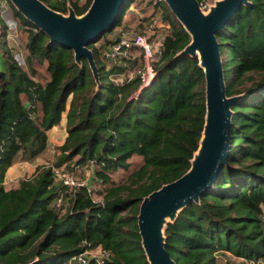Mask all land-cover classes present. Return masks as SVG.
Returning a JSON list of instances; mask_svg holds the SVG:
<instances>
[{
	"label": "trees",
	"instance_id": "obj_1",
	"mask_svg": "<svg viewBox=\"0 0 264 264\" xmlns=\"http://www.w3.org/2000/svg\"><path fill=\"white\" fill-rule=\"evenodd\" d=\"M42 1L61 12L70 3L77 14L91 2ZM133 1L125 0L110 30L121 25L118 34L89 45L97 83L85 58L76 63L70 48L49 41L8 0L26 35L21 60L0 43V264H71L81 251L97 247L109 252L102 264H149L137 225L139 203L189 168L203 130L205 79L197 56L178 54L190 35L164 0H150L160 16L136 25L152 41L166 27L150 29L151 21L168 28L148 83L142 81L139 46L115 59L103 54L129 27L124 15ZM0 28L4 37L1 8ZM217 38L226 93L241 94L232 105L230 151L199 201L166 224L165 247L177 264H216L225 252L258 264L264 260V0L241 5ZM44 64L48 77L41 78L37 65ZM64 111L66 135L52 163L6 186L13 163L46 150L47 131ZM133 156L141 164L115 181L112 174L128 170ZM82 165L93 168L102 190L88 182L69 189L52 169L74 172Z\"/></svg>",
	"mask_w": 264,
	"mask_h": 264
},
{
	"label": "water",
	"instance_id": "obj_2",
	"mask_svg": "<svg viewBox=\"0 0 264 264\" xmlns=\"http://www.w3.org/2000/svg\"><path fill=\"white\" fill-rule=\"evenodd\" d=\"M15 9L49 37V41L70 48L80 64L85 58L94 79L99 82L98 66L89 45L110 31L125 0H91L77 14L67 4L61 12L42 0H9ZM171 13L190 35V41L178 52L197 56L205 79V117L199 145L189 168L180 176L144 195L139 203L137 225L141 244L149 264H177L165 247L164 230L190 201H199L227 163L230 151L232 105L241 94L226 93V82L217 33L249 0H215L202 11L198 0H164ZM23 264V263H17Z\"/></svg>",
	"mask_w": 264,
	"mask_h": 264
},
{
	"label": "rangeland",
	"instance_id": "obj_3",
	"mask_svg": "<svg viewBox=\"0 0 264 264\" xmlns=\"http://www.w3.org/2000/svg\"><path fill=\"white\" fill-rule=\"evenodd\" d=\"M10 2V1H9ZM8 0H0V8H1V17L4 20V22L7 25V33L3 37L1 28H0V43H6L7 46L11 49V52L21 60V56L24 53V42H25V31L19 25L18 20L15 18V16L12 13L10 4ZM153 2H150V0H134L129 8L125 10V21L129 23V27L127 30H129L132 33L139 32L141 29L139 27H136L137 24H139L145 17H158L160 16V9L153 8ZM158 26H163L166 28H161L157 30L156 32V38L155 41L160 42L162 40L163 35L168 31V28L165 25H163L162 22L159 23ZM120 26H116L112 31H109L106 34L107 37H112L118 34ZM148 34V33H147ZM103 39V35L100 36V42ZM159 49L156 47L155 50L157 51ZM37 68L39 70V74L41 78L48 77V74L45 70V64L44 65H37ZM144 70V69H143ZM65 118V116H64ZM48 133V144H47V151L45 152L44 156L46 159V162L44 164L50 165L52 161L54 160V157L56 156V153L58 152L57 146L60 145L64 138L66 133V124L58 125L56 129H51V131H47ZM142 160L139 156H133L130 159V165L128 170L119 169L116 172L112 174V178L115 181L124 180L128 174L129 171L132 169L137 168L141 164ZM77 179L80 181L88 182L91 184L94 189L102 190L104 185L102 182H93V168L87 165H82L80 167H76L74 169V172H71ZM15 179V178H14ZM96 194V191H95ZM264 217V216H263ZM90 254L93 256H101V252L99 249L93 248L90 250ZM89 254V255H90ZM245 262H241L240 258L234 257L233 255L225 252V253H218L217 255V261L216 264H241ZM71 264H75L72 262ZM248 264V263H247ZM249 264H252L249 262ZM256 264V263H255ZM258 264H264V260H260Z\"/></svg>",
	"mask_w": 264,
	"mask_h": 264
},
{
	"label": "built area",
	"instance_id": "obj_4",
	"mask_svg": "<svg viewBox=\"0 0 264 264\" xmlns=\"http://www.w3.org/2000/svg\"><path fill=\"white\" fill-rule=\"evenodd\" d=\"M214 1L215 0H198V3L202 11H207ZM160 22H162L160 19L151 21L148 24V27L151 29L153 26H158ZM159 45L160 42L150 40L148 34L146 33H132L129 30H124L119 33L112 44L104 49L103 54L110 59H115L120 56H127L128 49L131 46H139L143 52L145 66L141 73L142 81L143 83H148L152 76L151 61L155 58L157 54L155 53V48H158ZM157 50L159 51V49ZM52 169L55 178L62 181L69 189L73 188L75 185H82L86 183L77 179L71 172L66 171L62 166H54ZM96 249L100 250V257L91 255V249L83 250L74 257L73 262L75 264H92L94 260L96 264H102L105 258L109 256V252L102 250L100 247H97Z\"/></svg>",
	"mask_w": 264,
	"mask_h": 264
},
{
	"label": "crops",
	"instance_id": "obj_5",
	"mask_svg": "<svg viewBox=\"0 0 264 264\" xmlns=\"http://www.w3.org/2000/svg\"><path fill=\"white\" fill-rule=\"evenodd\" d=\"M64 116H65V111L62 113L60 122L52 126L49 130L51 131V129H56L58 125L64 124L66 120V117L64 118ZM47 149L48 147L41 155L37 156L32 161L20 160L13 163L5 173L4 184L6 186H10L12 183L16 182L19 178L30 176L39 165H42L46 162L44 154L47 151Z\"/></svg>",
	"mask_w": 264,
	"mask_h": 264
}]
</instances>
